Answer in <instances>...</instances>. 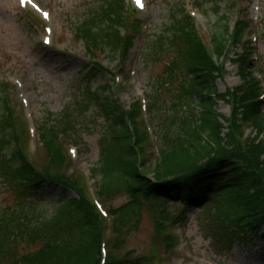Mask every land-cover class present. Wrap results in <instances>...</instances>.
Returning a JSON list of instances; mask_svg holds the SVG:
<instances>
[{
    "label": "trees",
    "instance_id": "16d2710c",
    "mask_svg": "<svg viewBox=\"0 0 264 264\" xmlns=\"http://www.w3.org/2000/svg\"><path fill=\"white\" fill-rule=\"evenodd\" d=\"M200 1L212 2V9L218 12L223 0ZM125 9L126 0H104L75 28V37L87 44L90 58L95 59V51L106 52V48L113 53L120 49L127 53L135 35L121 32L127 29ZM171 17L170 24L149 39L143 53L146 62L171 57L157 89L179 79L178 89L171 94L172 114L169 111V118L163 120H157L159 115L152 118L162 131L157 133V182L139 167L141 139L134 134L137 103L127 111L108 86L93 88L92 81L104 72L98 60L86 67L85 83L78 87L74 106L55 118L49 112L39 126V139L49 165H63L66 154L62 137L72 131L80 139L79 119L91 107H99L98 115L103 116L105 127L92 174L101 195L110 198L125 192L129 196L128 202L111 207L118 234L116 247H122L127 233L139 225L143 203L153 200L164 218L180 220L187 209H202L211 237L231 249L235 243L264 237V140L259 139L264 132V105L256 99V82L246 70L251 46L247 43L239 64L248 85L230 92L232 128L224 133L228 120L219 112V104L230 99L218 88L222 67L208 52L185 8L176 7ZM212 44L216 57L222 58L228 50L227 39L213 33ZM157 89L150 100L151 109L159 103V98L154 99ZM104 91L108 95L104 96ZM0 109V184L16 196L14 205L0 213V264H99L104 235L100 214L71 176L46 174L28 160L20 146L25 132L18 128L6 95L0 100ZM245 123L253 125L257 135L242 144L241 128ZM48 188L57 189V195L43 198ZM69 192L77 197H69ZM43 203L52 204L51 215L40 211ZM167 203H178L182 208L174 213ZM23 245L30 251L21 253ZM107 264H153V260L128 251L123 258L112 257Z\"/></svg>",
    "mask_w": 264,
    "mask_h": 264
},
{
    "label": "rangeland",
    "instance_id": "374dc122",
    "mask_svg": "<svg viewBox=\"0 0 264 264\" xmlns=\"http://www.w3.org/2000/svg\"><path fill=\"white\" fill-rule=\"evenodd\" d=\"M19 1L0 0V100L6 95L13 102L18 114V128L23 127L24 135L29 140V143L28 140L24 141L22 148L32 163L46 174L71 176L90 200L95 204L96 201L101 203L108 211L111 207L128 202L129 196L121 192L110 198L98 197L97 185L93 177L89 176V171L98 163L104 134L105 121L103 116L98 115L100 108L91 107L85 117H79L77 128L80 139L72 131L62 137L66 154L63 165H49L48 157L32 133L33 124L36 126L39 122L44 123L49 112L55 118L64 109L74 106L78 87L85 83L86 67H91L95 60L106 66L108 71L106 75L92 81L94 89H100L105 84L111 85L113 94L126 107L136 101H143L145 96L147 101L151 100L154 90L158 88V79L171 57L167 55L146 62L143 58L145 44L170 24L172 11L179 6L196 19L199 34L211 54L213 33L223 34L229 43L230 52L220 62L224 70V77L218 82L221 94L242 84L233 63L240 64L241 41L250 38L252 43L247 54L249 68L246 70L251 72L256 82L257 93L264 98V0H223L218 12L212 9V2L200 3V0H146L144 11L137 10L130 0H126L127 29L122 28L121 32L123 35H135L134 47L129 53L121 49L113 53L108 48L106 52L95 51V59L86 53L87 44L75 38L74 30L100 8L104 0H36L50 11V21L43 20L40 13L30 8H21ZM47 26L53 30L54 40L53 46L49 47L44 45ZM246 26L247 29L241 35L240 30ZM226 28L229 31L223 33ZM178 81L175 78L156 90L154 99L159 98L158 106L151 109L150 105L148 113L143 106L140 107L142 114L139 130L145 135L148 115L149 119L159 115L157 120H163L172 114L171 94L178 89ZM5 84L7 87L4 88ZM5 90L9 91L8 95ZM104 92V96L109 93ZM219 112L231 117L232 105L220 102ZM153 123L157 133L161 131L159 124L157 126ZM242 129L244 136L241 140L245 144L254 136L255 130L249 123L243 124ZM147 130L151 134L148 127ZM260 138H264V132ZM150 139L147 136L143 143L147 152L144 171L153 176L156 155ZM73 149H76L75 154L72 153ZM51 195H57V189L48 188L43 198L49 199ZM15 197L6 185L0 184V213L14 205ZM69 197L77 196L69 192ZM153 203V200L143 203L139 225L127 233L122 247L117 248L115 245L118 237L112 233L109 222L111 216L106 219V244L111 257L121 259L128 251H133L135 255L151 256L153 264L157 260L162 264H264V237L252 238L247 243H235L231 249H227L222 246L223 243L211 237L206 225V214L202 209H187L181 221L174 218L170 224L161 226L158 217L163 213ZM40 207L45 216L53 212L51 203H43ZM167 207L174 213L182 208L178 203H167ZM162 234L176 236L175 240H178L170 253L165 251L168 241ZM20 249L21 253H27L31 248L23 245Z\"/></svg>",
    "mask_w": 264,
    "mask_h": 264
},
{
    "label": "snow or ice",
    "instance_id": "6c2138e0",
    "mask_svg": "<svg viewBox=\"0 0 264 264\" xmlns=\"http://www.w3.org/2000/svg\"><path fill=\"white\" fill-rule=\"evenodd\" d=\"M21 2H23V0H21ZM29 3H31V0H28ZM137 3L140 4L141 7H143V4L141 3V0H137ZM44 16L47 17L48 13L44 12Z\"/></svg>",
    "mask_w": 264,
    "mask_h": 264
}]
</instances>
